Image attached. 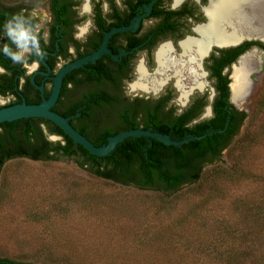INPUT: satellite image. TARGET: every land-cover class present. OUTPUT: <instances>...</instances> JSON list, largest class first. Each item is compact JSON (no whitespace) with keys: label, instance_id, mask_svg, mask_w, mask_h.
<instances>
[{"label":"rangeland","instance_id":"1","mask_svg":"<svg viewBox=\"0 0 264 264\" xmlns=\"http://www.w3.org/2000/svg\"><path fill=\"white\" fill-rule=\"evenodd\" d=\"M1 2L24 4L36 18L35 28L44 30L47 0ZM251 10L264 26V0ZM247 54L253 82L245 100L236 103L245 112L237 133L195 181L176 191L114 183L69 159L5 161L0 168V259L264 264V53ZM125 90L140 92L129 85ZM8 100L0 97V103Z\"/></svg>","mask_w":264,"mask_h":264},{"label":"flooded vegetation","instance_id":"2","mask_svg":"<svg viewBox=\"0 0 264 264\" xmlns=\"http://www.w3.org/2000/svg\"><path fill=\"white\" fill-rule=\"evenodd\" d=\"M212 1L216 0H87L86 3H83L82 0L76 5L66 4L65 12H67V17L65 23H61L60 26L55 23L53 29L50 28L53 13L48 10L47 5L48 21L44 30L41 27L35 28L37 26L36 22L32 25L26 24V26L31 27L36 35L42 55L36 58L33 57L34 54L28 55L27 66L24 63H16L13 60L9 63V65H13L12 69H14L15 73L12 74V79L16 81V84L12 86L13 93L5 92L3 95L0 94L1 98L10 97L7 102L0 103V107L9 105L8 103L21 102L22 99L25 103L40 102L41 97H47L49 94L50 88L45 89L47 77L52 79L51 77L62 65L95 51L100 46L104 34L110 29L128 26L138 17L137 24L146 23L138 38L130 37L111 45L119 63L128 62L119 69L108 59L89 75L71 78L65 88L67 91L61 95L53 111H63L68 105L79 102L84 92H87L88 89L103 88L107 93L116 95L121 99L142 97L148 100L150 105L160 106L158 108V117L162 120H168L181 113H188L193 114L188 124L207 121L213 116L212 107L217 95L216 87L218 85L220 87L225 86L229 95V73L231 75L233 67L239 59L249 51L264 53V49L261 47L262 42L254 39L255 36L264 39V28L260 31L261 34L244 35L250 37V39L243 41L236 47L210 50L207 56L203 58L201 67L198 63V58L203 54L196 57L194 63H187V58L182 57L184 67L180 73V79L182 88L185 91L188 90L186 98L180 97L181 89L176 86V76L173 67L166 69L165 81L155 91L144 92L136 89L140 92L127 93L125 89L129 85L132 91L135 90L132 89L131 84L138 76L137 68L140 63L149 75H155L157 66L155 55L159 46L167 43L171 48L170 57L177 58L182 54L180 42L188 38L197 39L200 37L197 27L207 23L206 8ZM80 9L82 14L79 13ZM28 14L30 20H35V17L29 11ZM254 24L256 26L257 22L255 21ZM7 40L11 39L8 37L6 30L0 34V43L7 42ZM241 46H244L241 53H246L236 60L241 54L238 53L234 61L226 63L227 56L237 52ZM10 47L14 51L16 50L13 42ZM208 48L204 54L208 51ZM101 57L102 54L95 60ZM233 62L235 64L231 67ZM88 63L90 62L85 64ZM33 64L36 65L34 69L32 68ZM252 68L254 67H250L249 71ZM0 70H2L0 75L6 72L2 66H0ZM10 72L7 75H10ZM195 73L197 74L196 78H194ZM95 74H101L100 83L95 82L96 80L93 78ZM155 76L158 77L157 75ZM199 83L202 84L201 87L197 86ZM34 84L42 86V93ZM227 99H225V102L229 100ZM74 115H79L77 108ZM67 117L70 118V116ZM107 124L108 121L106 122ZM149 127H152V125L149 124ZM44 133L48 140V136L56 137L55 140L60 139L57 135L49 134L45 131ZM21 157L23 156H13L5 159L3 163L9 159Z\"/></svg>","mask_w":264,"mask_h":264},{"label":"trees","instance_id":"3","mask_svg":"<svg viewBox=\"0 0 264 264\" xmlns=\"http://www.w3.org/2000/svg\"><path fill=\"white\" fill-rule=\"evenodd\" d=\"M81 1L47 0L48 10L53 13L50 28L53 29L55 23L59 26L65 23L66 4L76 5ZM28 9L24 4L10 5L0 0V34L6 31V23L15 22L16 18L22 19L29 25L34 24L36 18L29 19ZM11 44V40L0 43V66L6 71L0 75V94L2 95L5 92L13 93L12 86L16 84V81L12 79V74L15 73L12 69L13 65H9L12 59L4 53V47L8 46L11 49ZM243 47L229 54L226 63L234 61L236 55L243 51ZM261 47L264 49L263 43ZM33 57L36 58L37 55L34 54ZM9 71H11L10 75H7ZM100 75H93L96 83L101 82ZM66 91L67 89L63 94ZM216 94L212 107L213 116L207 121L194 124H188L193 114L181 113L168 120H162L158 117L160 106H152L142 97L121 99L107 93L103 88L88 89L79 102L68 105L63 111L57 110V113L62 116H70L68 121H71L75 129L94 145L103 144L109 135L138 127L167 134L173 140L205 133L201 139H192L181 144L183 146L205 144L193 151H169L164 145L149 148L141 142L100 164L54 126L28 123L0 130V168L5 159L18 155L32 160L69 159L93 176L114 183L164 193L176 191L182 185L195 181L200 170L220 156L221 151L237 133L245 117L244 110L236 108L227 99L228 91L225 86L218 85ZM16 97L19 99L18 96ZM225 99L228 101L225 102ZM76 108L78 116L74 115ZM149 124L152 127H149ZM44 131L57 135L60 139L50 141L46 138ZM122 141L117 143L110 152ZM0 261L9 264H25L4 259Z\"/></svg>","mask_w":264,"mask_h":264},{"label":"water","instance_id":"4","mask_svg":"<svg viewBox=\"0 0 264 264\" xmlns=\"http://www.w3.org/2000/svg\"><path fill=\"white\" fill-rule=\"evenodd\" d=\"M86 1L87 0H83V3H86ZM137 22H138V17H136L135 21H133L132 24L128 26L114 27L110 29L104 34L100 46L95 51L62 65L56 71V73L51 77L52 79L47 77V86L45 89L50 88L49 94L47 97H41L40 102L25 103L24 100L22 99L21 102L1 106L0 130L15 126H20L28 123H40V124L52 125L62 134H64L67 138H69L72 142H74L77 146H79L86 153H88L91 157H93L96 161H98L100 164L141 142L147 145L149 148L164 145L169 151H193L205 145V144L195 145V146L181 145L182 143H185L192 139H201L202 137H204L205 133L197 136L189 135L179 140H173L166 134L150 131L148 129H141V128H134V129L120 131L114 135L107 136L103 144L94 145L90 140H88L84 135H82L80 132H78L75 129V125L71 121L70 122L68 121L69 118L67 116H62L61 114L53 111L71 78L89 75L92 71H94L104 62H106L108 59H110L119 69H121L128 62L127 61V62L119 63L111 45H114L130 37L137 39L146 25L145 22L140 24H137ZM112 33L114 34L108 39V37ZM248 39H250V37L239 36V38H237L233 42L227 43L225 45H217L215 43H211V45L208 48V51L204 55L198 58V63L200 67L203 58L207 56L210 50L214 48L222 49V48L236 47L239 44H241L243 41ZM254 39H257L258 41L264 44V39H262L261 37L255 36ZM244 53H241L236 58V60ZM101 54L102 57L95 60ZM87 62L90 63L85 64ZM233 64L234 62L231 64V67ZM252 72L253 69L246 74V79L250 84L253 82L250 77V74ZM230 82H231V78L229 73L228 99L236 107L237 104H234L231 101ZM34 86H36L42 93V86H37L35 84ZM244 100L245 99H243V101ZM120 141L122 142L112 152H110ZM0 264H9V263L0 261Z\"/></svg>","mask_w":264,"mask_h":264},{"label":"bare ground","instance_id":"5","mask_svg":"<svg viewBox=\"0 0 264 264\" xmlns=\"http://www.w3.org/2000/svg\"><path fill=\"white\" fill-rule=\"evenodd\" d=\"M260 0H216L210 2L206 8L208 21L206 24L197 27L200 35L197 39H185L180 42L182 54L177 57H170L171 48L165 43L159 46L156 51V70L155 75L149 78V74L140 63L137 71L138 76L131 84L132 89H140L144 92L155 91L165 81L166 69L173 67L176 76V86L181 89L180 97L186 98L188 93L182 87L180 73L184 67L182 57H186L187 63H194L196 57L204 55L211 43L217 45H225L233 42L239 36H250L251 34H261L264 26L258 22L255 26V17L251 8ZM258 35V34H257ZM264 35V33H263ZM264 38V36H263ZM251 55L242 56L237 64L233 67L230 75L232 81L230 83L231 101L236 104L239 99L243 100L244 96L250 93L251 85L246 79L251 63ZM186 64V63H185ZM171 69V68H170ZM149 75V76H148ZM197 74H194V78ZM201 83L197 86L201 87ZM248 93V94H247ZM244 98V99H245ZM238 105V104H237Z\"/></svg>","mask_w":264,"mask_h":264},{"label":"clouds","instance_id":"6","mask_svg":"<svg viewBox=\"0 0 264 264\" xmlns=\"http://www.w3.org/2000/svg\"><path fill=\"white\" fill-rule=\"evenodd\" d=\"M6 30L8 37L12 40L16 50L10 49L8 46L4 47V53L9 56L16 63H24L27 66V56L35 54L42 55L39 47V41L33 33L30 26H26L25 21L16 18L15 22L8 21L6 23ZM35 64L32 65L34 69ZM2 71V70H0Z\"/></svg>","mask_w":264,"mask_h":264}]
</instances>
